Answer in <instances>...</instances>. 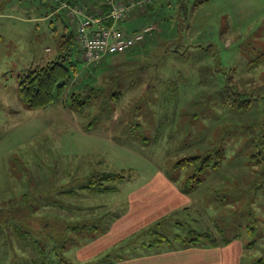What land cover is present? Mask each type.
Instances as JSON below:
<instances>
[{"label":"rangeland","instance_id":"obj_1","mask_svg":"<svg viewBox=\"0 0 264 264\" xmlns=\"http://www.w3.org/2000/svg\"><path fill=\"white\" fill-rule=\"evenodd\" d=\"M40 14V1L0 0V232L12 227L9 238L0 233V264L38 259L13 226L45 247L65 234V247L49 253L59 264H108L144 245L184 244L193 232L238 240L241 264H264V0L136 6L121 27L152 25L141 43L96 65L72 45L78 71L64 94L31 110L18 98L19 76L63 56L65 26L75 30ZM158 171L189 193L190 210L99 243L128 193L78 187L103 172ZM88 220L100 233L65 230Z\"/></svg>","mask_w":264,"mask_h":264},{"label":"crops","instance_id":"obj_2","mask_svg":"<svg viewBox=\"0 0 264 264\" xmlns=\"http://www.w3.org/2000/svg\"><path fill=\"white\" fill-rule=\"evenodd\" d=\"M102 1L106 0L86 1V6L91 9L94 5L104 4ZM131 19L132 17L128 21ZM72 23L76 27V24ZM136 28L128 32H134L142 27ZM123 187L118 191L121 193L127 191L128 195L125 199L116 200L118 207L116 211L119 213L114 210V215L103 232L107 235L99 237V243L107 237L108 242L114 236L137 234L149 226L171 220L175 214L190 210L192 201L189 193L183 192L179 184L168 178L164 172H155L149 179H142L132 173L130 178L123 182ZM243 249V244L238 240L217 247L185 243L173 247L144 245L132 250L128 256L115 259L112 264H241Z\"/></svg>","mask_w":264,"mask_h":264},{"label":"trees","instance_id":"obj_3","mask_svg":"<svg viewBox=\"0 0 264 264\" xmlns=\"http://www.w3.org/2000/svg\"><path fill=\"white\" fill-rule=\"evenodd\" d=\"M31 1H40V4L45 7L46 9V15L38 16L44 18L47 21L50 22H67L72 20L68 16L67 10L64 7L65 4L69 6H83L86 10H90V13H96V11L103 10L104 12L109 11V6L107 5V0L102 1L104 4L98 6L94 5L92 6L91 9L86 6L85 4H80V0H31ZM89 2L88 0H86ZM35 3V2H34ZM48 10V11H47ZM87 10V11H88ZM93 10V11H92ZM67 14V15H66ZM67 20V21H66ZM141 29V28H140ZM139 30V29H138ZM137 31V30H136ZM75 32H76V27L74 31H69L68 26H65V34L62 35L61 37L63 38V42L61 45V48L64 53V55L58 57L56 60L49 62L46 65H37V66H32L28 69H26L20 76H19V87H18V98L19 100L27 106V108L33 110V109H46L49 106L53 105L56 103V100L59 96H62L66 90V87L68 86L71 76L75 74L77 70V65L76 62L72 60V55H71V50H72V45H76V37H75ZM117 55H113L110 57H114ZM61 60H58V59ZM264 61V57L261 60V62ZM260 62V63H261ZM259 63V64H260ZM207 162L210 163L211 159L210 156L207 158ZM189 160H194V158H189ZM182 162H188V159L183 160ZM207 162H204V165L206 166ZM100 163V162H99ZM125 172L123 173H109V172H103L99 178L97 177H91L87 183L81 184V186L78 187L79 191L88 193L90 195H95V194H111L114 192L118 191V187L116 186L118 183L122 182L125 179L130 178V174L128 176H125ZM71 179L72 177H75V174H69ZM87 177V176H86ZM69 178V177H68ZM77 179V178H76ZM76 181V180H75ZM198 182L201 180H197ZM74 181L72 180L71 183ZM114 183V185H112ZM76 184V183H75ZM72 184V185H75ZM76 188L74 186H70V192L66 193L67 195H74ZM48 195V194H47ZM27 209V208H26ZM77 209L75 208H70L69 210L63 209L64 212L71 213L74 215L75 211ZM81 209H78L79 211ZM9 220L14 221V223H25L21 219L18 218H13L11 217ZM100 225V224H99ZM160 225V223L156 224ZM66 226V225H65ZM8 228H5L2 230L0 233L3 234L4 237H10L12 232H11V226H7ZM11 227V228H10ZM100 227V226H99ZM14 232L17 231L19 235L20 241H23L25 237L29 240H31V247L33 250H36L38 252V259L34 260L31 259L27 263L31 264H59L60 260L57 259H51L50 256V251L55 249L60 250L65 247V240L64 237L66 236L65 234H62V237L59 235L58 237H52L50 239V244H53L52 246L49 245L48 247L40 245V243L37 240L31 239V236H29V231H24L22 227L20 226H13ZM107 228L102 230V233L106 231ZM29 230V229H28ZM66 231H70L73 233H79L83 231H93L96 233H100L98 230V225L95 223H90L88 221H84L82 223H74L70 224L68 223L67 226L65 227ZM45 238L48 239L47 236H44ZM18 239V240H19ZM183 243L185 244H190V245H202V244H208L209 246L212 247H217L221 245H227L230 241L224 240L222 242H219L216 237L208 234V233H195L193 232V235H190L188 240L183 239ZM55 258H59V254L56 253ZM121 257H118L119 259ZM67 261V260H65ZM108 264H112V262H109Z\"/></svg>","mask_w":264,"mask_h":264},{"label":"built area","instance_id":"obj_4","mask_svg":"<svg viewBox=\"0 0 264 264\" xmlns=\"http://www.w3.org/2000/svg\"><path fill=\"white\" fill-rule=\"evenodd\" d=\"M151 0H107L109 11L97 10L89 13L83 6L64 7L68 16L76 24V43L82 54V59L88 65H96L110 56L125 54L131 48L141 43L146 34L154 27L128 32L122 29L136 6H145Z\"/></svg>","mask_w":264,"mask_h":264}]
</instances>
